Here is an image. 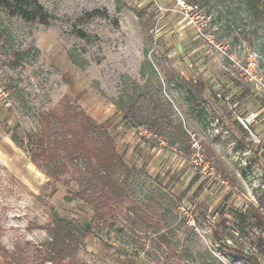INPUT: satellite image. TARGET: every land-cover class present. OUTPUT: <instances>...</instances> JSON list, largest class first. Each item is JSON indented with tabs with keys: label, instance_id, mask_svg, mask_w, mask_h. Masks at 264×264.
Instances as JSON below:
<instances>
[{
	"label": "rangeland",
	"instance_id": "rangeland-1",
	"mask_svg": "<svg viewBox=\"0 0 264 264\" xmlns=\"http://www.w3.org/2000/svg\"><path fill=\"white\" fill-rule=\"evenodd\" d=\"M37 1L45 21L0 5V246L42 243L57 216L81 264H162L161 234L181 264H264V230L240 237L232 215L264 195V24L243 0ZM138 94L155 123L123 119ZM63 101L133 168L114 225H92L73 174L53 180L30 161L26 135ZM134 203L149 219L132 227Z\"/></svg>",
	"mask_w": 264,
	"mask_h": 264
},
{
	"label": "trees",
	"instance_id": "trees-1",
	"mask_svg": "<svg viewBox=\"0 0 264 264\" xmlns=\"http://www.w3.org/2000/svg\"><path fill=\"white\" fill-rule=\"evenodd\" d=\"M188 1L196 5L195 0ZM243 2L249 18L264 24V0ZM0 5L25 20L39 18L45 21L43 7L37 0H0ZM231 81L240 87V95L250 93L247 85L236 78L231 77ZM185 96L189 101L191 91L187 90ZM157 118L148 107L144 94H138L131 100L123 115V119L133 126H148L155 123ZM26 136L30 161L49 178L60 180L65 174H73V179L80 187L75 193L76 197L93 209L92 225L107 221L114 225L115 212L127 199L126 189L133 168L123 161L106 129L84 111L63 101L58 111L44 114L38 132ZM11 138L16 144L22 145L16 132ZM258 201V205L251 204L246 210L235 209L232 212L233 224L240 237L249 235L253 230H264V195ZM135 205H127L124 209L132 227L149 219L148 214ZM225 222V219H221L219 224L225 225ZM41 228L46 230L48 238L40 244L25 241L11 250L0 246L3 264H81L77 258L78 238L63 225L62 219L56 216ZM255 239L258 241L257 247L264 249V239L260 235L255 236ZM165 240L164 234L158 236L159 248L165 247L162 264L188 261L185 253L177 254ZM218 240L222 247L234 250L237 254L242 253L222 243L220 237ZM196 264L207 262L202 260Z\"/></svg>",
	"mask_w": 264,
	"mask_h": 264
}]
</instances>
